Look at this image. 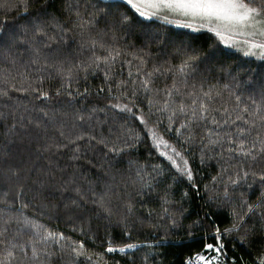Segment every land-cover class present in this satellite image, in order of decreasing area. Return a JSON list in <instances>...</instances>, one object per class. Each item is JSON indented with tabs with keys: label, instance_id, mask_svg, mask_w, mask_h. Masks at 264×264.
<instances>
[{
	"label": "snow or ice",
	"instance_id": "snow-or-ice-1",
	"mask_svg": "<svg viewBox=\"0 0 264 264\" xmlns=\"http://www.w3.org/2000/svg\"><path fill=\"white\" fill-rule=\"evenodd\" d=\"M61 3L57 9L52 0H15L11 7L22 9L18 15L24 22L10 23L6 15L0 19V50L6 52L10 65L0 68V101L9 109L0 111V264H81V258L83 264H108L105 254H127L141 246L117 243L112 233L106 232L103 252L90 251L85 240L53 231L28 215L25 210L30 202L25 196L33 185L41 189L34 192V197H42L41 207H48L49 197L56 195L49 191L55 178L51 170L36 173L28 183L35 169L26 171L22 164L33 153L68 154L66 167L74 170L56 182L62 190L60 197L70 202L64 207L74 214L91 211L107 221L106 228L119 227L128 239L131 228L144 223L137 216V204L147 208L146 201L154 195L162 201L160 219L168 217V227H177L178 218L169 207L176 203L170 199L172 188L177 182L187 183L192 192L206 197L204 216L194 220L187 233L191 237L196 226L206 224L207 228L201 236V251L186 257L182 264H229L221 259L227 257L226 239L247 247L264 235V73L259 74L256 87V74L248 70L252 91L247 95L236 84L237 77L219 89L189 82V77L197 62L224 54L220 45L264 62V0H101L103 8L87 17L68 0ZM8 7L0 4V8ZM65 13L69 21L62 19ZM101 19L104 29L97 27ZM154 19L192 32L206 30L212 34L213 43L208 47L213 51L189 44L176 50L179 64L167 68L155 64L149 68L144 55L131 54L138 61L133 71V61L123 58L124 50L115 42L116 31L138 29L148 43L165 45L168 37L154 27ZM108 32H112L110 39ZM77 35L79 58H69L68 50ZM19 56L27 57L24 70L16 69L13 74ZM125 64L126 78L121 75ZM97 73L102 74L103 83L95 90L81 86V80L87 85L89 76ZM165 74L171 84L158 88L156 78ZM52 81L58 86H46ZM16 93L22 94L31 108L19 99L14 101ZM93 95L106 99L104 106L93 104ZM11 101L14 106L8 103ZM20 108L23 111H18ZM117 119L123 121L119 127ZM130 122L145 131L141 133ZM161 125L174 134L172 140L159 130ZM146 138L150 149L164 157L167 165L154 164L148 171L133 158ZM125 156L127 175L121 174L117 181L113 169ZM197 158L200 165L216 168L203 184V193L197 180L199 169L191 162ZM170 169L175 171L168 175ZM12 185H18L15 192ZM188 197L185 190L181 199ZM213 205L218 211L228 209L230 226L222 228L215 222L209 211ZM154 211L147 209L148 219ZM187 211L181 207L179 214ZM162 226L151 225L154 229ZM73 230L91 231L82 226ZM165 231L154 242L155 247H162L168 239ZM90 239L95 244L99 237L92 234ZM144 261L148 264L147 256ZM230 264H236L235 257L230 258ZM247 264H264V244Z\"/></svg>",
	"mask_w": 264,
	"mask_h": 264
},
{
	"label": "trees",
	"instance_id": "trees-1",
	"mask_svg": "<svg viewBox=\"0 0 264 264\" xmlns=\"http://www.w3.org/2000/svg\"><path fill=\"white\" fill-rule=\"evenodd\" d=\"M68 2L72 3L74 6H78L81 13L87 17L88 13H92L97 9H102L103 3L111 2V0H103V3H101V0H68ZM5 3L8 4L9 7L0 8V19H3L6 15L7 20L10 23L13 21L16 23H23L24 18L18 15V11H22V9L16 10L11 7V5L15 3V0H0V4ZM52 3L57 9L62 7L61 0H52ZM29 11L31 12L33 9L30 8ZM57 14L60 15V13ZM97 15H99V13H97ZM62 19L64 21H69V17L66 13L62 16ZM152 24L154 27H158L163 35L168 37L167 44L161 45L159 43H148L143 33L138 29L134 31L117 29L116 31L115 42L118 47L124 50L125 56L123 58L133 61V71H135V66L138 64V61L133 59V55L131 54L144 55V58L148 61L147 67L149 68H151L153 64L163 65L167 68L169 65L179 64V57L176 55V50L186 48L189 44L193 47L203 46L205 52L213 51V49L208 47L209 44L213 43V39L211 38L212 34L208 33L206 30H202L198 33L192 32L190 29L180 28L175 25L166 24L162 20L155 19L152 21ZM97 27L99 29H104L105 21L101 19ZM109 27H111L110 21ZM111 37L112 32H108L107 38L110 39ZM78 45L79 36L77 35L75 36V42L72 43L71 48L68 50L67 54L69 58L72 56H77L79 58ZM219 47L223 49L224 54L214 57L211 60H201L197 62L191 76L189 77V82H195L197 84L204 83L205 87L215 85L219 89L222 88L224 84H231L232 78L237 77L236 84L239 85L240 91H242L244 95H247L252 91V88H250L247 83L249 76L246 74L248 70L251 69L252 72L256 74L257 79L255 86L258 87L260 79L259 74L264 73V62H261L255 57L244 56L242 52H239L234 48H226L223 45H220ZM141 49H143L142 53L140 51ZM26 60V56L17 57V63L13 70V74H15L16 69L20 71L24 70L23 61ZM6 67H10L7 54L3 50H0V68ZM119 67L118 64L117 68ZM123 69L121 75L126 78L128 65L125 64ZM101 83H103L101 73H97L95 76L90 75L87 85L81 80L82 87L89 86L93 90H95V88ZM155 84L158 88H163L166 84H171V79L167 74L161 75L156 78ZM46 86L55 88L58 85L55 81H52ZM225 95H227L226 92ZM102 96H106V94H102ZM15 99H19L23 105L31 108L28 100L25 99L22 94H14V101ZM91 100L93 104L99 103V106L101 107L106 103V99H98L95 95L91 97ZM14 101L8 103L14 106ZM8 110V108L4 107V102L0 101V111ZM18 111H23V108L18 109ZM153 120H155V117H153ZM122 123V120L117 119L116 127H119ZM130 123L141 133L145 131L138 123ZM159 130L164 132L166 138L170 140L174 138V134L165 132L163 125H161ZM149 152L152 154L149 155ZM133 158L141 165H144L148 171H151V165L158 163H163L165 165L168 164L164 157H160L157 152L150 149L147 138L145 139V142L139 146L138 151L134 153ZM127 161L128 157L125 156L119 164L115 165L113 172L116 175L117 181L121 179V174L125 176L127 175ZM191 162L195 169H199L197 180L201 183V193H203V184L209 182L211 176L215 174L216 168L214 165H200L198 158ZM69 163L68 154L53 155L51 153H42L39 156L33 153L30 159L24 161L22 166L26 171L35 169V173H33L28 181L29 184H31V181L36 178V173L46 174L49 170L55 173V178L50 181L49 191L55 192L56 195L49 197L48 207L40 206L42 199L41 196L35 195L34 197V192L41 191L37 185H33L32 190L28 191L25 196V200L30 202V207L25 210L28 215L39 219L42 224L46 225L53 231H62L66 235L72 236L74 239L85 240L86 246L90 251L94 250L96 252H103L104 247L106 246L103 244L106 232H111L116 238L117 243L136 242L141 244L139 249L129 250L127 254H105V259L108 264H114V261L116 260H118L120 264H145V256L148 257V264H182V261L186 257L193 255L195 252L201 251L203 244L201 236L207 228V225L205 224L204 227L196 226L193 228V235L191 237H189L187 229L194 220L204 216V208L202 206L206 197L202 198V195H197L192 192L188 188L187 183L177 182L173 184L172 188L170 199L176 203H173L169 207L170 212L175 214L178 218L179 224L177 227H168L171 223V220L168 217L160 219L163 215L161 212L162 201L154 195L150 200L146 201L147 208H141L140 205L137 204V216L143 219L144 223L140 224L137 222L135 227L131 228V239H128L127 237L122 236L119 227L106 228L107 221L97 218L95 213L89 211L83 214H74L70 208L66 209L64 207L65 204H69L70 202L67 199L60 197L59 192L62 190H58L56 182L60 180L61 175L67 176L74 170L71 167H66ZM81 164H85V161H81ZM61 168L65 169L63 173L59 171ZM174 171V169H170L168 175L173 174ZM167 182L172 183L171 179H168ZM17 187L18 185H12V191L15 192ZM159 187L162 189L164 184L161 183ZM185 190L189 191V197L182 200L181 197ZM252 198L254 199V196ZM89 207H91V205H89ZM181 207L188 209V211L182 216L179 214ZM148 208L155 210L150 219L147 218ZM116 210L121 213L123 212L122 207H117ZM209 211L214 217L215 222L222 228L231 225L232 221L228 215L227 208L218 211L215 205H213ZM41 213H43V215H41ZM117 218L118 217H113L114 220ZM153 224H161L163 226L154 229L151 227ZM81 226L85 229H90L91 231L80 233L79 231L73 230L74 227L78 229ZM166 229L168 239L163 242L162 247H155L154 242L166 234ZM92 234L99 237L95 244H93L90 239ZM232 235H236V233H233ZM225 243L227 257H221L222 260H227L230 264V258L235 257L236 264H247V262H250L255 257L256 251L260 248L261 244H264V235L257 238V243L247 247L241 246L235 241L227 243V239L225 240ZM153 257H155V259H153ZM57 264H59V262H57ZM81 264H83V258H81Z\"/></svg>",
	"mask_w": 264,
	"mask_h": 264
}]
</instances>
